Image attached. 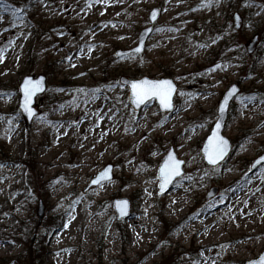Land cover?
<instances>
[{"label":"rangeland","instance_id":"obj_1","mask_svg":"<svg viewBox=\"0 0 264 264\" xmlns=\"http://www.w3.org/2000/svg\"><path fill=\"white\" fill-rule=\"evenodd\" d=\"M38 75L28 124L18 86ZM143 77L172 79L173 112L129 105L119 80ZM231 84L232 151L209 167L200 147ZM171 147L183 173L159 194ZM263 153L264 0H0V264H247L264 249ZM108 164L112 179L84 191ZM116 198L131 218L115 220Z\"/></svg>","mask_w":264,"mask_h":264},{"label":"water","instance_id":"obj_2","mask_svg":"<svg viewBox=\"0 0 264 264\" xmlns=\"http://www.w3.org/2000/svg\"><path fill=\"white\" fill-rule=\"evenodd\" d=\"M153 14H155V15H153ZM159 14H160V11H159L158 8H153L150 11L149 17H148L149 26L147 28L143 29L140 32V34L138 36V45L134 49H132L130 51L135 52L134 50L139 47L141 49V51L140 52H135V53L140 54L142 52V50L144 48V45H145V42L147 41L148 37L151 35V33L153 31V25L157 21V19L159 18ZM235 20L237 21V17H235ZM256 41H257V37L255 36V37H253V39L249 42V44L247 46L248 52H251L253 50V46L255 45ZM130 51H117L115 53V55L117 57H119L121 55H126ZM26 80H31L33 82L41 81V86H42V89H43L42 91L36 92L35 95H33L31 97V100H30V102L28 104V108L31 110L32 115H29L28 112L25 111V108H24L25 94H24L23 89H24V85H25V81ZM144 80H147V81H150V82L168 81V82L171 83L174 91L171 94V107L170 108L166 109V108L161 107L160 102H159L158 99L153 98L151 100H155V102L158 105V108H159L161 113H171V112H173L174 109H175L173 98H174V95H175V93L177 91V86L175 85V83L170 78H161L159 80L150 79V78H147V77H143V78L137 79V80H129V79H126V78H120L119 81L121 82V84L128 88V103H129V105L134 110H139V109L143 108L144 106H146V104L149 101H151V100H148V101H146V103L141 104L139 106H137L134 103V99L135 98L133 97L131 86H132V84L139 83V82L144 81ZM18 89H19V94H20L18 109H19L21 115L25 118L26 122L29 124V123H31L33 118L37 115V110L34 107L35 99L39 95L43 94L45 92V90H46V79H45V76L38 75V76H36V78H33L31 76H25V77L22 78V80H21V82H20V84L18 86ZM239 90H240V88L238 87L237 84H231L227 88V90L224 91V93H223V95H222V97L219 100V103L217 105V109H216L217 118H216V120L214 121V123H213V125L211 127L209 135L204 139L203 143L201 144L200 154H201L202 159L205 162V164L207 166H209V167H216L232 151V145L230 143V140L222 135V131L224 130L226 122H227V119H228L229 105L232 102V100L238 95ZM222 106H223V111H221V107ZM217 124L220 125L219 128H217ZM214 136L216 138L223 139V140H225L227 142V152L223 156V158L217 160V162L215 164H210L208 162V158H207L208 152L211 150L209 148V140L213 139ZM170 155H171V157L173 158L174 161L179 162L180 175L179 176H173L170 183H164V181L161 179V169L165 166V162L169 161V156ZM257 161H259V163H257ZM263 163H264V153L260 157H257V159H255L253 161V163L251 165V170H254L258 165L263 164ZM182 165H183V161L181 159H178L175 156V153H174V151H173V149L171 147L169 149V151L167 152V154L160 161V164H159V167H158V170H157V175L156 176L158 178L159 194H165L170 189V187L173 184V182L175 181V179L182 175V173H183ZM112 170H113V166L112 165L108 164V165L104 166V168L101 171H99L91 179V181L86 186L84 191H87L89 188H92V187H97L98 185H100L103 182L110 181L112 179ZM105 173H106V175H103ZM162 183H164V187L163 188H161V184ZM214 190L215 189H213L210 192L209 195H211L214 192ZM111 207H112V209L114 210V212L116 214L115 215V220L117 222L118 221H122V220H126L128 218H131V216H132L131 203H130L128 198H116V199H114L112 201ZM121 209H123V214L121 212ZM41 213H42V205L39 203L38 215L40 216ZM262 259H264V249H263V251L260 253V255L258 257L250 260L247 264H262Z\"/></svg>","mask_w":264,"mask_h":264},{"label":"snow or ice","instance_id":"obj_3","mask_svg":"<svg viewBox=\"0 0 264 264\" xmlns=\"http://www.w3.org/2000/svg\"><path fill=\"white\" fill-rule=\"evenodd\" d=\"M134 51L140 52L141 49L138 47ZM131 88H132L133 97L135 98L134 103L137 106L144 104L146 103V101L155 98L159 100L161 107L166 109L171 107V94L174 91V89L171 83L168 81L150 82L144 80L139 83L132 84ZM42 90L43 89L41 86V81H35V82L31 80L25 81V85L23 89L25 94L24 108L29 115H32L31 110L28 108V104L31 100V97L35 95L36 92ZM221 111H223V106L221 107ZM219 127L220 125L217 124V128ZM209 148L211 150L208 152V156H207L208 162L210 164H215L217 160L222 159L223 156L226 154L227 142L223 139H219L214 136L213 139L209 140ZM257 163H259V161H257ZM103 175H106V173ZM179 175H180L179 162L174 161L170 155L169 161H166L165 166L161 169V179L164 181V183H170L173 176H179ZM164 183L161 184V188L164 187ZM121 212L123 214V209H121ZM262 264H264V259H262Z\"/></svg>","mask_w":264,"mask_h":264},{"label":"bare ground","instance_id":"obj_4","mask_svg":"<svg viewBox=\"0 0 264 264\" xmlns=\"http://www.w3.org/2000/svg\"><path fill=\"white\" fill-rule=\"evenodd\" d=\"M200 224H202V226L198 228L199 233L197 238L199 240H204L206 243L212 242V240L216 238V232L213 230L211 222H207L204 220Z\"/></svg>","mask_w":264,"mask_h":264},{"label":"trees","instance_id":"obj_5","mask_svg":"<svg viewBox=\"0 0 264 264\" xmlns=\"http://www.w3.org/2000/svg\"><path fill=\"white\" fill-rule=\"evenodd\" d=\"M31 154H32V150H30V149H27V155H28V157H31ZM33 237H31L30 238V241H29V249H31L32 248V244L35 242V236H37L35 233H33V235H32ZM36 251V250H35ZM29 252H31V250H29ZM36 258H37V260H38V262H39V259L38 258H40V255H38V256H36Z\"/></svg>","mask_w":264,"mask_h":264}]
</instances>
